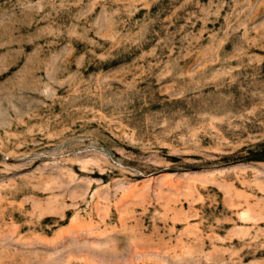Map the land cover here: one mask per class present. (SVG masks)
Masks as SVG:
<instances>
[{
    "label": "rangeland",
    "instance_id": "1",
    "mask_svg": "<svg viewBox=\"0 0 264 264\" xmlns=\"http://www.w3.org/2000/svg\"><path fill=\"white\" fill-rule=\"evenodd\" d=\"M0 264H264V0H0Z\"/></svg>",
    "mask_w": 264,
    "mask_h": 264
}]
</instances>
